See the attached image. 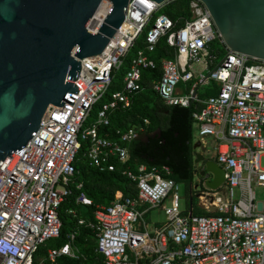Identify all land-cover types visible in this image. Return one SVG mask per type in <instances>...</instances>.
Listing matches in <instances>:
<instances>
[{
	"label": "built area",
	"instance_id": "2783aa9c",
	"mask_svg": "<svg viewBox=\"0 0 264 264\" xmlns=\"http://www.w3.org/2000/svg\"><path fill=\"white\" fill-rule=\"evenodd\" d=\"M174 1L130 0L126 18L105 50L83 58L70 80L79 89L65 96L73 104L65 100L63 106L52 105L29 142L0 161V264L83 259L78 243L82 227L94 231L103 264H264V201L256 190L264 188V59L231 50L203 0H189L191 16H182V23L168 12L155 15ZM111 5L104 0L98 9L103 20ZM102 22L93 21L90 27L96 31ZM161 38L175 55L162 59V76L153 88L167 106H196L193 118L200 139L214 137L215 160L225 170V181L217 189L206 183V190L192 186L197 205L207 214H195L192 203L182 208L181 185L170 176V166H125L127 144L146 127L118 128L119 140L100 132L111 125L114 112L131 107L133 96L143 89L144 70L158 66L153 55ZM132 51L123 88L108 95ZM198 63L204 70H194ZM213 82L216 92L201 96V87ZM97 104L96 119L85 128ZM83 141L89 145L86 156L101 171H116L121 165L135 183L136 195L117 191L111 204L96 206L92 218L68 208L75 227L63 243L41 251V245L61 236L60 208L72 193ZM203 177L207 181L212 174ZM82 187L76 183L78 190ZM237 188L239 198L234 196ZM76 203L94 205L83 191ZM157 208L165 211L166 220L151 227L148 214Z\"/></svg>",
	"mask_w": 264,
	"mask_h": 264
},
{
	"label": "water",
	"instance_id": "95a60500",
	"mask_svg": "<svg viewBox=\"0 0 264 264\" xmlns=\"http://www.w3.org/2000/svg\"><path fill=\"white\" fill-rule=\"evenodd\" d=\"M103 1L0 0V161L29 142L52 105L73 104L65 96L79 89L70 80L83 58L105 50L130 0H108L111 8L94 31ZM203 1L231 50L264 59V0ZM195 163L203 164L201 176L212 174L209 188L224 183L225 170L214 158L195 151Z\"/></svg>",
	"mask_w": 264,
	"mask_h": 264
},
{
	"label": "trees",
	"instance_id": "16d2710c",
	"mask_svg": "<svg viewBox=\"0 0 264 264\" xmlns=\"http://www.w3.org/2000/svg\"><path fill=\"white\" fill-rule=\"evenodd\" d=\"M166 12L174 19L182 23V16H191L189 0H176L166 7ZM218 45V44H215ZM222 52V47H219ZM135 51L126 58L123 66L118 71L108 95L123 88V76L129 68L130 60ZM175 55V49L170 47L166 38H161L154 58L158 62L155 69H146L143 72V89L132 98L131 107L126 110H117L112 114L111 125L101 127L100 132L114 140H119L117 129H126L134 125L146 127L139 137L127 144L130 157L125 166L135 169L139 164L146 163L150 166L168 165L172 169L170 175L179 183L184 182L187 186L188 204H193L195 214H207L206 210L197 205L196 195L191 190L195 176V148H194V118L193 112L196 106H167L161 95L153 88V81L162 76V59L171 58ZM216 83L206 86L200 92L201 96L214 94ZM109 96L104 97L106 101ZM100 107V104H99ZM149 119L146 124L145 120ZM88 141L82 142L81 150L75 159L76 173L74 182L71 184L72 193L66 197L60 208L63 219V228L56 245H60L66 239V234L75 227L76 218L67 213L68 208H76L80 216L92 218L96 206L109 205L115 198L117 191L121 190L124 195L135 196V183L121 171V165L116 171H101L86 156ZM82 182L81 190L76 188V183ZM85 192L93 199L94 205H78L76 197ZM78 243L84 251L85 258L69 260V264H103V257L96 252L95 233L92 229L82 227L78 237Z\"/></svg>",
	"mask_w": 264,
	"mask_h": 264
},
{
	"label": "rangeland",
	"instance_id": "374dc122",
	"mask_svg": "<svg viewBox=\"0 0 264 264\" xmlns=\"http://www.w3.org/2000/svg\"><path fill=\"white\" fill-rule=\"evenodd\" d=\"M164 12H166V8H162V9L158 10L155 13V15L158 16ZM143 37H144V34H142L141 38H143ZM194 70L195 71L204 70V65L202 63H198V64H196V66H194ZM118 71H117V73H118ZM205 88H206V86L201 87L200 91L204 90ZM98 109H99V104L95 105L94 110L91 113V116L85 122V124H84L85 128H87L96 119V113H97ZM200 140L204 141V143L200 147H197L195 151L201 152L207 157L214 158V155L216 154V143L214 141V137L213 136H207V137H205V140L200 139L198 130H197L196 125H195V128H194V144H196ZM202 165H203L202 163H195V169L198 170V173H195V176L193 179V185H194V187H196V185H197L199 188L198 190H203V189L206 190L207 189V187L205 186L206 181H204V177L200 175V170L202 168ZM262 165L264 167V156L262 157ZM180 185L181 186H180L179 193L181 196V206L183 209H185L187 202H188L187 186L184 182L180 183ZM256 190H257L258 199L261 201H264V188L263 187H257ZM234 196H235V198H239L240 191L238 188L235 189ZM195 199L198 200L197 196ZM150 214H151V220H152L153 224H154V222H163L166 220V214L162 208L153 209ZM148 221H150V219H148ZM149 224L151 227L153 226L150 222H149ZM57 240L58 239L48 240L45 244L41 245V247H40L41 251H43L47 247L56 246Z\"/></svg>",
	"mask_w": 264,
	"mask_h": 264
},
{
	"label": "bare ground",
	"instance_id": "6f19581e",
	"mask_svg": "<svg viewBox=\"0 0 264 264\" xmlns=\"http://www.w3.org/2000/svg\"><path fill=\"white\" fill-rule=\"evenodd\" d=\"M103 15L104 12L103 11H98L96 14V18L94 19V22L96 23V25L100 24L103 20Z\"/></svg>",
	"mask_w": 264,
	"mask_h": 264
},
{
	"label": "crops",
	"instance_id": "0c3cea01",
	"mask_svg": "<svg viewBox=\"0 0 264 264\" xmlns=\"http://www.w3.org/2000/svg\"><path fill=\"white\" fill-rule=\"evenodd\" d=\"M194 128H195V124H194ZM203 140H205V139H203ZM198 142H201V145L204 143V141H198ZM196 150V149H195ZM216 155V154H215ZM215 155H214V159H215ZM194 157H195V154H194ZM194 163H195V160H194ZM192 188V187H191ZM151 213V212H150ZM148 214V219H150V223L153 225V226H157V225H161L163 222H154V224L152 223V220H151V214Z\"/></svg>",
	"mask_w": 264,
	"mask_h": 264
}]
</instances>
